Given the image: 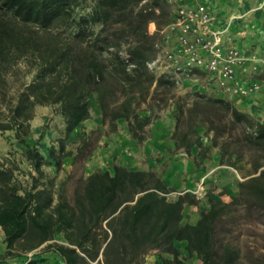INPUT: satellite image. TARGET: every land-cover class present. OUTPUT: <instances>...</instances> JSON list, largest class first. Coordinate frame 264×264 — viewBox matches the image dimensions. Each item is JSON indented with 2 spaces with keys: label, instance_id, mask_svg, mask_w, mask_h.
Masks as SVG:
<instances>
[{
  "label": "trees",
  "instance_id": "trees-1",
  "mask_svg": "<svg viewBox=\"0 0 264 264\" xmlns=\"http://www.w3.org/2000/svg\"><path fill=\"white\" fill-rule=\"evenodd\" d=\"M171 17L163 0H0V133L14 131L29 165L20 178L16 160L0 161L5 245L0 259L44 248L64 264H144L152 251H157L154 264H187V256L200 264H247L229 224L243 219L264 225V122L230 99L200 91L172 96L176 150L190 154L197 148L196 158L203 161L213 146L222 164L227 159L233 167L245 160L248 165L230 200L208 194L194 224L182 218L184 206L197 202L195 196L185 192L168 199L170 187L152 169L118 164L112 172L96 169L69 200L41 169L52 162L59 170V151L47 149V158L26 142L37 106L55 107L68 136L89 118L91 95L102 123L115 130L123 119L131 137L142 142L157 117L149 101L178 85L148 68L157 55L158 33ZM149 24L155 26L152 34ZM19 61L27 62L35 76L12 92L9 75ZM188 76L204 73L194 69ZM142 105L148 113H140ZM203 135L210 145L202 142ZM58 144L62 151V141ZM246 152L255 156L248 160ZM178 242L185 244L186 257Z\"/></svg>",
  "mask_w": 264,
  "mask_h": 264
},
{
  "label": "rangeland",
  "instance_id": "rangeland-1",
  "mask_svg": "<svg viewBox=\"0 0 264 264\" xmlns=\"http://www.w3.org/2000/svg\"><path fill=\"white\" fill-rule=\"evenodd\" d=\"M256 3L262 13V21L258 29L252 24L240 26L239 38H235L243 53L256 59L258 73L253 74L264 84V0H244L246 6ZM150 34L155 32L154 24L148 25ZM164 39L159 32L157 41ZM259 53L260 57L254 56ZM33 68L25 61H19L9 75L11 91H17L28 86L34 79ZM205 88L206 91H201ZM200 91L202 93H215L213 83L206 77H190L182 80L168 94L155 96L153 102L157 117L145 130V139L137 142L127 130V123L120 119L116 121V129L102 123V113L96 95L90 96V116L70 135L64 134V123L60 114L53 106H37L35 115L30 122L31 132L26 137L27 145L39 150L48 158L47 149L53 148L61 156V168L56 170L54 164H43L41 169L49 177H54V188L72 200L73 192L82 181L96 169L113 171V165L118 164L133 170H154L170 187L166 194L168 199H175L180 193H189L195 196V204H186L183 209L182 223L194 224L199 213L207 207V196L220 197L229 201L231 193L236 192V183L241 175L248 174L246 161L239 162L238 167L230 166L227 159L222 166L218 158V149L210 147L209 157L199 161L197 148L190 154L183 150H176L171 139L174 121L175 106L172 96L184 95L187 92ZM264 92V91H263ZM209 94V95H210ZM214 95V94H213ZM215 96V95H214ZM162 99L164 101L162 102ZM234 105L237 100H231ZM161 105L162 108L158 106ZM160 106V107H161ZM147 105L138 109L141 114L148 113ZM260 109V108H258ZM259 112L264 119V108ZM200 134L203 128L198 129ZM63 143V150H59V142ZM202 142L210 145L206 136ZM25 145L20 144L14 137L13 130L0 133V161L8 159L18 162L16 174L22 175L29 170V165L22 157ZM255 154L246 152V159L250 160ZM240 176V177H239ZM242 178V177H241ZM233 226L231 238L241 251L242 260L247 264H264V225L247 224L243 219L230 222ZM0 244H3V233L0 232ZM181 254L187 256L183 242L176 243ZM150 254L157 255V251ZM187 264H200L196 257H186Z\"/></svg>",
  "mask_w": 264,
  "mask_h": 264
},
{
  "label": "built area",
  "instance_id": "built-area-1",
  "mask_svg": "<svg viewBox=\"0 0 264 264\" xmlns=\"http://www.w3.org/2000/svg\"><path fill=\"white\" fill-rule=\"evenodd\" d=\"M163 1L170 6L172 17L159 31L164 40L156 41L157 55L148 63L150 71L156 76H170L179 84L196 69L225 96L247 97L261 89L262 83L252 78L259 72L256 59L224 43L226 28L215 27L216 17L203 0ZM0 264L27 263L15 257L0 259Z\"/></svg>",
  "mask_w": 264,
  "mask_h": 264
},
{
  "label": "crops",
  "instance_id": "crops-1",
  "mask_svg": "<svg viewBox=\"0 0 264 264\" xmlns=\"http://www.w3.org/2000/svg\"><path fill=\"white\" fill-rule=\"evenodd\" d=\"M194 3L196 0H189ZM204 3L208 6L209 10L215 15V27L222 28L225 27V33L223 34V41L225 44H230L238 47L242 52V48L236 44L235 38H239V33L241 32L240 26L252 24L256 29L259 30L258 24L261 23L262 13H253V10L260 11L256 3L253 1L247 6L243 4L244 0H203ZM264 37V30L262 31ZM254 56L260 57L259 53H254ZM253 80H257L256 77H252ZM259 81V80H258ZM262 83V82H261ZM201 91H206L205 88H202ZM264 84H262L261 89L253 94L248 95L247 97L239 96H225L221 91L215 89V93H208L211 96H218L228 98L230 100L236 99L237 104L235 105L239 110L249 113L256 119L264 122L263 116L259 114L262 112L260 109L264 108ZM214 94V95H213ZM260 108V109H258ZM220 158L219 154L217 155ZM224 164H222L223 166ZM245 175H241L243 177ZM240 177V176H239ZM239 178L242 180V178ZM234 194V193H231ZM58 242H63V239L58 236ZM5 246L0 244V255L4 253ZM30 257L20 256L16 257L19 261L27 264H64L58 257L57 253L52 250H45L44 248H39L33 252H30ZM2 260V259H1ZM3 261V260H2ZM156 261V256L149 254L145 258L144 264H154Z\"/></svg>",
  "mask_w": 264,
  "mask_h": 264
}]
</instances>
